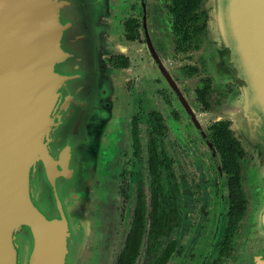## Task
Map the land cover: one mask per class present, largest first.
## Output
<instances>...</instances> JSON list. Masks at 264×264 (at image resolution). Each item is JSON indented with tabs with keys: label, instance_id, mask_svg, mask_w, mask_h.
<instances>
[{
	"label": "water",
	"instance_id": "95a60500",
	"mask_svg": "<svg viewBox=\"0 0 264 264\" xmlns=\"http://www.w3.org/2000/svg\"><path fill=\"white\" fill-rule=\"evenodd\" d=\"M114 1L0 0V264L89 261L94 221L86 216L115 125L121 77L107 58L127 50L101 22ZM229 4L245 11L243 23L228 36L224 0H212L218 49L242 81L245 110L258 112L264 137V0ZM155 65L220 175L196 115Z\"/></svg>",
	"mask_w": 264,
	"mask_h": 264
},
{
	"label": "rangeland",
	"instance_id": "374dc122",
	"mask_svg": "<svg viewBox=\"0 0 264 264\" xmlns=\"http://www.w3.org/2000/svg\"><path fill=\"white\" fill-rule=\"evenodd\" d=\"M151 4L149 17L155 20V23H149L150 32L161 33L160 39L167 51V68L171 71L175 69L174 73L180 89L186 90L190 94L197 78L204 75H209L215 82L214 84L219 86L224 83L229 84L230 81L237 79L232 73L228 58L225 56L220 58L218 55L220 35L216 32V23L212 24V20L215 19L213 17L214 11H212V0H204L203 8L208 13L207 31L200 51L193 54V61L195 59L196 65L200 67L198 74L190 73L188 69L183 70L181 68L185 63L191 62V56L188 60H185L186 53L179 49L173 52L174 47L170 46L169 40L171 33H168L170 30L167 28L166 13L164 10L162 11V2L155 0ZM219 12H216V14L219 15ZM122 17L125 16L122 15ZM224 42L222 40V44ZM127 49L139 54L141 46ZM222 69H229L231 71L230 75L225 76ZM122 79L123 74L121 73L120 84ZM156 82L151 80L147 87L144 85L145 80L139 83L138 91L146 89V93L139 96L140 99L137 102H135V99L131 101L129 95L125 93L124 98L126 99L123 100L119 112L116 113L111 139L101 159L102 174L93 186L94 204L86 216L94 221L92 228L94 240L92 241L91 254L87 264H114L131 219L136 196L135 188L139 178H137V175L140 176L145 212H148L145 143H140L139 160L134 159L129 142V120L132 114L137 115L138 130L145 132L144 134L147 136L151 127L155 125L148 114L151 111H156L163 119L165 130L159 136L153 135V137L158 148L162 149L172 161V170L178 184L176 200L180 227L175 235L177 244L185 249L197 247L199 241L204 239L205 235L211 233L213 229L214 219L220 208L217 205V193L212 186L222 185V177L216 175L215 166L212 163V153L207 149L204 141L195 133L179 104L170 93L167 94L166 90L156 85ZM131 86L132 83L130 82L128 87ZM240 93V102L237 104L239 107H234L231 100L233 98L229 97L224 100L221 94L217 93L215 87L212 90L211 101H215L217 104L211 103L210 110L197 112L195 115L203 130L207 129L212 122L227 121L229 118V121L231 120L233 124V133L240 137L243 145L251 148L257 144L263 145L264 137L259 125L258 112L245 110L247 99L242 86L240 87ZM118 106L117 99V110ZM251 166L250 164L248 167ZM241 167L244 166L241 165ZM245 167L243 168L244 174L247 170ZM125 184L129 186L127 203L121 201L122 197L118 191L119 185L123 186ZM202 211H205V213L202 214ZM146 230L145 226L134 264H145L149 257V255H146L148 250ZM164 243L165 241L162 244ZM176 260L178 259L173 257L168 264H176Z\"/></svg>",
	"mask_w": 264,
	"mask_h": 264
},
{
	"label": "flooded vegetation",
	"instance_id": "af4514ba",
	"mask_svg": "<svg viewBox=\"0 0 264 264\" xmlns=\"http://www.w3.org/2000/svg\"><path fill=\"white\" fill-rule=\"evenodd\" d=\"M154 1L155 0H115L114 7L108 18L104 17L102 19L103 24L109 23L111 25L109 29L112 33L111 37L116 40L120 46L125 48L141 46L139 54L133 53L130 49H127L125 53H120L107 58L109 65L117 70H121V73L123 74V79L117 96L119 103L117 111L119 112L123 100L126 99L124 98L125 93L129 95V99H131V101L135 99V102L140 99L139 96L146 93V89L144 90L145 92L138 91V87L140 86L139 83L143 80H145L144 85H146V87L150 84L151 80L157 81L156 85L166 90L167 94L170 93L174 100L179 104L174 93L171 91L168 82L157 69L155 65L156 61L161 64L164 72L174 81L182 97L192 109L194 114L197 112L208 111L210 110L212 104H217V102L211 101L212 90H214L215 87L217 89V93H220L224 100L232 97V106L239 107L237 104L240 102V87L243 85L242 81L239 79H235L232 82L230 81L229 84L224 83L219 86L214 84L215 82L209 75H204L197 78L195 86L190 91V94L189 92L187 93L186 90L179 88V82L176 74L174 73L175 69L174 71H171L167 68V51L165 47H163V43L160 39L161 33H151L149 29V23H155V20H152L149 17L150 6L152 5L151 3H154ZM159 1L162 2V11L164 10L166 13L167 28L170 30L168 33H171L169 36L170 46L174 47L173 52L179 49L183 53H186L185 60H188L191 56V62L185 63L181 68H183V70L188 69L190 73L198 74L200 67L199 65H196L195 59L193 61V54L200 51L207 31L208 13L203 8L204 0H202L197 9L193 11L189 10L190 12L188 14L181 16H178L174 12L176 10L172 0ZM122 15L125 17L123 18ZM218 55L222 58L224 52L219 51ZM222 71L225 76L230 75L231 72L229 69H222ZM130 82L132 83V86L128 87ZM205 84H208L209 86L207 89L208 95L206 97V107L203 106L199 96L197 95V91L201 90ZM258 98H260L258 94L252 95V102L255 104V102L258 101ZM179 106L182 109L180 104ZM148 116L155 122V125L151 127L148 136L144 134L145 132H140V130H138L137 115L132 114L129 120V142L132 150V157L134 159L139 160L140 143H145L144 154L146 155V198L148 210L147 213H144L146 219L145 226L148 229V218L151 212L150 203L152 178L148 168V150L150 146L154 148V151L158 156L161 157L163 155L169 164V169L167 171L163 168L160 169V172L162 173L160 178L162 186L160 197L162 198V207L164 208V211L166 213H170V211L174 212L175 219L173 220V223L175 226H170L169 228L168 225L167 235L162 238V243L164 241L165 243L161 244L160 248L154 250H149L148 248L146 255H149V257L147 258L145 264H168L173 257L178 259L175 261L176 264H264V144H257L252 148L246 147L242 144L240 137L233 133L234 129L232 127V121H229V118L227 121H222L227 123L229 140L231 142L233 141L237 145L235 154L239 166L237 184L234 183V170L229 169L228 187L226 184V174L221 169V174L219 175L215 167L216 175L218 177H222V185L212 186L213 190L217 193V205L220 210L215 216L214 226L211 233L206 234L205 238L199 241L197 247L185 249L177 244L175 236L177 229L180 227V217L176 200V196L178 194V184L172 170V161L162 149L158 148L157 142L153 137V135L159 136L161 132L165 130V126L163 124V119L158 112L151 111ZM212 123L204 130L210 143L211 140L209 134ZM133 133L137 141L139 151L138 157L134 156ZM195 133L200 137L196 131ZM216 158L218 159L217 154ZM212 163L215 166L213 158ZM250 164L252 166L248 167ZM241 165L244 167L247 166L245 167L247 169L245 174L243 169L244 167L242 168ZM137 178L135 188L136 196L131 219L128 224V230L124 236L121 249L115 258L114 264H116L123 249L124 241L129 231L138 190H140L143 194L140 176L137 175ZM118 191L119 195L122 197L121 201L127 203L129 199L128 184L123 186L119 185ZM203 213H205V211H202V214ZM141 242L142 237L140 244ZM140 244L137 249V254ZM137 254L132 264H134Z\"/></svg>",
	"mask_w": 264,
	"mask_h": 264
},
{
	"label": "trees",
	"instance_id": "16d2710c",
	"mask_svg": "<svg viewBox=\"0 0 264 264\" xmlns=\"http://www.w3.org/2000/svg\"><path fill=\"white\" fill-rule=\"evenodd\" d=\"M175 7L174 11L178 16L186 15L190 11L195 10L201 4L202 0H172ZM108 62V61H107ZM111 66V65H110ZM208 84H205L201 90L197 91V95L204 107H206V97L208 95ZM210 140L211 146L215 150L219 159L221 169L226 174V184L229 187V169L234 170V183L237 184L238 174V162L235 156L237 145L229 140V131L227 130L226 122H214L210 127ZM133 148L134 156L138 157V146L136 137L133 133ZM148 168L152 178L151 184V212L148 218L149 224L146 232V242L148 243L149 250H154L161 247L163 237H165L168 231V225L175 226L173 220L175 215L173 211L166 213L162 207V198L160 194L162 192V186L160 178L162 173L160 169L165 171L169 169L168 161L163 155L158 156L153 147H149ZM167 178V175H166ZM233 183V182H232ZM236 189V188H235ZM229 192V189H228ZM145 204L144 197L140 190H138L136 203L133 211V217L130 223L128 234L125 238L123 249L117 259L116 264H132L137 254V249L140 244V240L145 226Z\"/></svg>",
	"mask_w": 264,
	"mask_h": 264
},
{
	"label": "bare ground",
	"instance_id": "6f19581e",
	"mask_svg": "<svg viewBox=\"0 0 264 264\" xmlns=\"http://www.w3.org/2000/svg\"><path fill=\"white\" fill-rule=\"evenodd\" d=\"M244 13L245 11H241L238 7V4L236 5V8L233 9V7L231 8V5L229 4V0H224L225 28L228 36L229 30L234 29L235 25L239 27L240 24L243 23L241 21V14L244 15Z\"/></svg>",
	"mask_w": 264,
	"mask_h": 264
}]
</instances>
